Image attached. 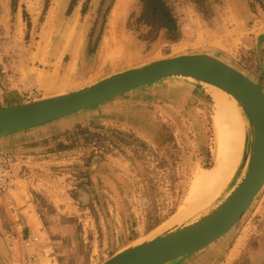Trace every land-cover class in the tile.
<instances>
[{
  "label": "rangeland",
  "instance_id": "1",
  "mask_svg": "<svg viewBox=\"0 0 264 264\" xmlns=\"http://www.w3.org/2000/svg\"><path fill=\"white\" fill-rule=\"evenodd\" d=\"M119 1L112 0L95 37L105 0H0V91L15 85L8 78L17 76V88L34 101L152 60L196 53L215 56L254 81L262 60L264 87V41L261 58L257 48L264 0H122L117 12ZM212 89L188 78L145 84L49 122L56 126L27 144L32 157L16 184L32 194L45 226L69 231L53 237L56 245H67L62 264L91 258L100 264L198 218L202 209L194 208L196 197L189 194L194 173L215 165L218 113ZM227 105L243 131L241 158L234 175L213 193L209 209L244 172L253 145L247 113L241 105ZM187 197L194 204L188 208ZM4 205L0 200V264H14L4 237L11 231ZM260 205L264 185L238 224L208 246L219 247L212 264H225L223 241ZM182 207L191 213L175 222Z\"/></svg>",
  "mask_w": 264,
  "mask_h": 264
},
{
  "label": "water",
  "instance_id": "2",
  "mask_svg": "<svg viewBox=\"0 0 264 264\" xmlns=\"http://www.w3.org/2000/svg\"><path fill=\"white\" fill-rule=\"evenodd\" d=\"M112 0H105L95 29L98 35ZM264 34L258 37V53ZM263 62L257 81L215 56L196 53L157 59L111 74L61 95L0 107V136L49 123L106 102L145 84L182 76L217 86L233 95L248 113L252 156L245 177L217 206L195 221L126 247L100 264H169L197 253L225 236L240 221L264 185Z\"/></svg>",
  "mask_w": 264,
  "mask_h": 264
},
{
  "label": "crops",
  "instance_id": "3",
  "mask_svg": "<svg viewBox=\"0 0 264 264\" xmlns=\"http://www.w3.org/2000/svg\"><path fill=\"white\" fill-rule=\"evenodd\" d=\"M9 79L12 81L15 80V85L0 91V107L27 102V96L17 88L18 77L15 76L14 78L9 76L8 80ZM51 123H45L43 125L0 136V150L11 151L17 157L20 165L18 180L22 177L25 178L27 175L28 169L24 167V165L26 166L27 161H29L28 159L32 157L27 155L31 150L27 148V144L32 141H38L44 137L49 130L56 126L55 124L50 125ZM22 158L26 159L23 160ZM13 193L17 212H19L21 220V229H19L18 225L15 223L16 216L14 217V213L7 205L6 207L4 205V207L7 211L6 217H8L10 221V225L7 226V228L10 227L11 232L15 233L17 239L16 244L19 250L23 253H37L43 264L64 263L65 257L69 254L67 245L65 242H60L56 245L55 241L58 242L59 240H54L53 237H63L69 231L64 228L58 229L52 225L45 226L44 219H42L41 214L37 211L34 200L33 203H31L30 195L32 194L28 192V190L26 191L24 187L16 184ZM261 212H263V214H260ZM257 214L261 216L255 221V219L258 218ZM25 238H38V241H33L30 246L26 247L22 244V240ZM2 246L4 251H6V246L3 243ZM223 247L224 249L221 248L222 254L220 253V256H223L225 253V264L240 261H243V264H264V207L260 205L255 209L246 222V225L239 227L229 239L223 241ZM218 248L219 247H207L205 250L200 251V253H194V255L192 254L183 260L174 261L172 264H212V259L215 256L214 254L216 253L215 258L219 254V252H216ZM69 258L68 261L71 262L73 260L72 256H69ZM91 259L85 262L82 261L81 264H93ZM73 264L77 263L75 262Z\"/></svg>",
  "mask_w": 264,
  "mask_h": 264
},
{
  "label": "bare ground",
  "instance_id": "4",
  "mask_svg": "<svg viewBox=\"0 0 264 264\" xmlns=\"http://www.w3.org/2000/svg\"><path fill=\"white\" fill-rule=\"evenodd\" d=\"M121 2H122V0H120L118 2V6H116L117 12H118V8H120ZM159 56L160 55H158V57ZM174 78H184V77L176 76ZM188 79L194 80L193 78H190V77H188ZM207 85H211V84H207ZM211 86L215 87V89L214 90L212 89V90L214 91V94H215L214 98L216 97L215 99L217 102L216 103V110H217L216 114L218 113V115H216L217 117L215 116L216 119H214V121H215L214 123L216 125L215 130H216V134H217L216 150L214 153L215 154V165L209 171L201 170V171H196L194 173L195 174L194 175V181H193V185H192V188L190 190L189 195L191 196L190 197L191 199L193 198L192 196L196 197V198H194L195 200L192 199L195 201L194 202L195 203L194 208H196V210H199L200 208L202 209L201 213L196 216L198 218L201 217L202 215H204L205 213L209 212L215 206H217L223 199H225V197H227V195L234 189V187L240 182V180H242L243 177H245L247 170H248V167H249L251 156H252V149H251V153L249 154L248 157L245 158V161L247 164H246V166H244V172H242V174L238 177L236 183L234 185H232L231 188H229L227 193L223 196V198L214 207H212L211 209L207 208L210 200H212V198L214 196L213 193L214 194L216 193L215 190H220V188H221L220 185H224L225 182L227 180L229 181V179L234 175L236 167H237L238 162H239V159L241 158V149H242L241 147L243 145L242 144V142H243L242 128H241L239 122H237L238 121V120H236L237 118H235L236 116L233 113L234 110L232 111V108L227 105V102L230 105H232V107H238L239 105H241L240 108H242L243 107L242 104L230 93L224 91L223 89H221L217 86H214V85H211ZM59 95H61V94H59ZM243 109L245 110L244 107H243ZM245 112L247 113L246 110H245ZM221 113L223 114L222 116H224V117L221 116ZM247 116H248V113H247ZM218 117H219V120H218ZM248 119H249V116H248ZM249 121H250V119H249ZM250 125H251V122H250ZM222 188H224V187H222ZM201 194H202V198H201ZM190 198H188V199L190 200ZM186 201H188V200H186ZM189 202H192L191 203L192 205H190V203H189V205H188V203H186L187 208L189 206L194 205L193 201L190 200ZM187 208L186 207L180 208L181 210H179L177 217L174 216V217H176L175 222H177V221L181 222L182 220H184L187 217L186 213H188L187 215H189V213H191V212L186 211ZM192 216H194V215H192ZM194 218H195V216H194ZM198 218H196V219H198ZM175 261H177V260H175Z\"/></svg>",
  "mask_w": 264,
  "mask_h": 264
},
{
  "label": "built area",
  "instance_id": "5",
  "mask_svg": "<svg viewBox=\"0 0 264 264\" xmlns=\"http://www.w3.org/2000/svg\"><path fill=\"white\" fill-rule=\"evenodd\" d=\"M19 163L16 155L7 150H0V200L3 201L8 208L16 216V224L21 229V223L15 204L13 201L12 191L19 178ZM7 247L10 254L14 258V264H43L37 253L19 252V248L16 244V235L14 232H7L4 234ZM33 241H38V238H25L22 240V244L26 247L30 246Z\"/></svg>",
  "mask_w": 264,
  "mask_h": 264
}]
</instances>
